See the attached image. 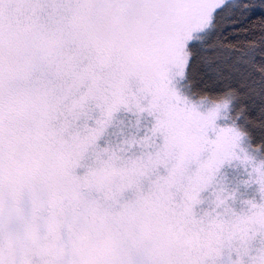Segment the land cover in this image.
Masks as SVG:
<instances>
[{
    "label": "snow or ice",
    "instance_id": "snow-or-ice-1",
    "mask_svg": "<svg viewBox=\"0 0 264 264\" xmlns=\"http://www.w3.org/2000/svg\"><path fill=\"white\" fill-rule=\"evenodd\" d=\"M0 264H264V0H0Z\"/></svg>",
    "mask_w": 264,
    "mask_h": 264
}]
</instances>
